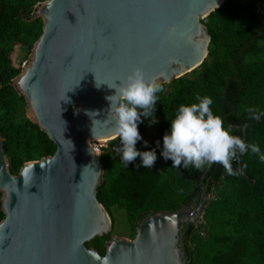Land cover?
<instances>
[{"label": "water", "instance_id": "obj_1", "mask_svg": "<svg viewBox=\"0 0 264 264\" xmlns=\"http://www.w3.org/2000/svg\"><path fill=\"white\" fill-rule=\"evenodd\" d=\"M225 2L48 0L37 7L43 33L13 85L57 150L13 175L0 135V264H186L181 228L203 217L204 181L217 163L200 180L196 207L148 216L134 239L112 236L101 255L87 244L110 235L113 222L97 196L102 156L89 142L116 139L108 85L136 67L166 85L205 62L211 37L202 21Z\"/></svg>", "mask_w": 264, "mask_h": 264}, {"label": "trees", "instance_id": "obj_2", "mask_svg": "<svg viewBox=\"0 0 264 264\" xmlns=\"http://www.w3.org/2000/svg\"><path fill=\"white\" fill-rule=\"evenodd\" d=\"M46 1L0 0V135L13 175L26 163L53 156L57 150L27 116L26 100L13 85L22 72L15 54L19 48L26 50L27 58L32 53L44 26L35 13ZM202 22L211 37L207 59L191 73L163 85L165 91L157 94L158 127L148 142L149 149L156 148L157 141L161 144L154 166L143 167L139 157L126 166L113 151L122 147L119 138L101 155L104 174L98 199L113 228L116 211L126 214L130 239L148 216L199 204L200 180L208 165L173 167L160 154L163 135L170 132L180 105L196 102L197 95L210 96L214 114L233 126L234 135L259 145L264 154V115L256 121L247 111L254 107L264 113V0H226ZM144 129L142 120L138 124L141 136ZM136 148L149 150L138 142ZM232 166L234 171L241 170L239 174L229 175L219 163L211 168L204 181L209 197L204 215L181 228L186 264H264V162L249 151L238 153ZM2 196L0 192V222L5 218ZM112 236L97 237L87 245L104 255Z\"/></svg>", "mask_w": 264, "mask_h": 264}, {"label": "clouds", "instance_id": "obj_3", "mask_svg": "<svg viewBox=\"0 0 264 264\" xmlns=\"http://www.w3.org/2000/svg\"><path fill=\"white\" fill-rule=\"evenodd\" d=\"M108 87L115 89V94L108 96L107 100L114 121V138H119L122 145V161L128 166L139 157L143 167H153L157 160L156 148L161 147L160 141L156 142V148L149 149L148 141L144 140V147L149 150L139 151L136 145L143 137L138 124L142 122V117H152L158 101L157 94L165 91L163 84L157 78L147 79L143 69L136 67L125 80ZM195 101L179 106L170 123V132L163 135L160 154L165 160L170 159L173 167L183 164L185 168L191 165L196 169L219 163L229 175H237L241 171H234L232 166L238 153L244 155L250 151L264 162V154L259 145L248 144L240 136L234 135L233 126H226L222 116L214 114L211 107L213 99L210 96L197 95ZM247 111L249 118L256 121L264 115L254 107Z\"/></svg>", "mask_w": 264, "mask_h": 264}, {"label": "rangeland", "instance_id": "obj_4", "mask_svg": "<svg viewBox=\"0 0 264 264\" xmlns=\"http://www.w3.org/2000/svg\"><path fill=\"white\" fill-rule=\"evenodd\" d=\"M263 28H264V26H263ZM26 53H27L26 50L19 48L15 54V57H14L15 62L16 63H18V62L23 63L24 61H26L28 59ZM156 109H157V104L155 105V109H154L152 117H149V118L142 117L141 118V120H143L145 122L144 135L142 136L143 139L141 141H138V143H140L141 145H144V143H143L144 140L149 142L151 136L157 130L158 113H157ZM153 119L156 121L155 123H153ZM125 217H126V214L124 212L116 211L117 221H116V225L114 226V228L112 230V234H113V236H116V237L130 239L129 235L127 234L126 218Z\"/></svg>", "mask_w": 264, "mask_h": 264}, {"label": "built area", "instance_id": "obj_5", "mask_svg": "<svg viewBox=\"0 0 264 264\" xmlns=\"http://www.w3.org/2000/svg\"><path fill=\"white\" fill-rule=\"evenodd\" d=\"M29 58L24 61L23 63H21V69L23 70L27 63H28ZM110 142L109 140L107 141H90L89 144L99 153V154H103L106 150H108L110 148ZM113 151L115 154L122 156L121 153V148L120 147H114Z\"/></svg>", "mask_w": 264, "mask_h": 264}, {"label": "flooded vegetation", "instance_id": "obj_6", "mask_svg": "<svg viewBox=\"0 0 264 264\" xmlns=\"http://www.w3.org/2000/svg\"><path fill=\"white\" fill-rule=\"evenodd\" d=\"M193 208V206L191 207V209ZM182 249V248H181ZM182 254H183V251H182ZM183 258H184V254H183Z\"/></svg>", "mask_w": 264, "mask_h": 264}]
</instances>
